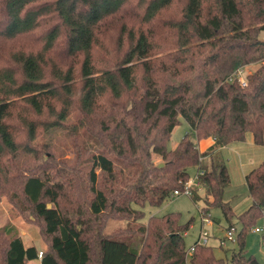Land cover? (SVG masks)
<instances>
[{
  "label": "trees",
  "instance_id": "1",
  "mask_svg": "<svg viewBox=\"0 0 264 264\" xmlns=\"http://www.w3.org/2000/svg\"><path fill=\"white\" fill-rule=\"evenodd\" d=\"M252 64L243 86L236 72ZM180 118L189 129L169 148ZM59 129L72 158L55 144ZM248 131L264 144V0H0V197L35 217L40 264H187L192 220H140L191 168L200 212L220 209L238 229L234 264H264L246 249L264 217V159L245 174V209L225 195L220 149ZM111 218L128 223L108 230ZM39 251L0 227V264ZM191 261L227 264L211 244Z\"/></svg>",
  "mask_w": 264,
  "mask_h": 264
},
{
  "label": "rangeland",
  "instance_id": "2",
  "mask_svg": "<svg viewBox=\"0 0 264 264\" xmlns=\"http://www.w3.org/2000/svg\"><path fill=\"white\" fill-rule=\"evenodd\" d=\"M256 67L257 64L244 66L243 74L247 75ZM188 129L189 125L187 121L184 118H180V123L173 129L171 133V137L168 141V147L173 148L174 146H176ZM53 134H55L54 141L57 147L60 146V148L65 149V156L72 158L73 153L70 152V150H67L65 147L66 144H69L70 137L67 134H64L60 129L56 130ZM39 140L43 141L45 139L42 136L39 138ZM205 143L207 142H203L201 144L202 148H205L207 146ZM233 145L234 146H229L226 149L221 150V154L225 159L231 178L230 184L226 189L225 195L227 199L231 200L235 212L238 213L242 211L241 209H243L244 206L249 205L246 204L251 198L247 192L248 190L245 180V172H247L251 168L249 166H243L241 154L245 150L251 151L252 149H255V147H259V154H257L259 155V157L256 161L259 162L264 159V144H256L253 139V133L251 131H248L246 133L245 140L239 141ZM241 145L244 146L242 147ZM156 161H160V159L156 158ZM195 170V168H191L190 170L192 177H194L196 173ZM200 195H203V190L201 191ZM19 203L20 201L12 202L11 199L6 195L0 197V227H4L11 224L15 225L26 245L34 244L41 250L46 246V242L41 234L40 226L36 222L35 217L28 211H25L22 206H19ZM201 205L202 202L195 201L191 195H174L171 196L168 200L164 201L160 206H147L145 208L146 215L140 220V222L146 223L147 218L150 215L160 216L172 211H178L181 213V223H186L187 221L192 220V225L187 230V245H190L194 241L196 236L199 234L201 228L206 227L210 229V231L214 235V237L210 239V244L215 247L216 255L218 257H224L226 259L227 264H234V262L232 261V254L234 249L237 248V245L235 243H230L225 248H221L218 246V237L222 235V233L225 231L226 226V221L222 215L221 210L214 208L210 214L212 218L217 217L219 222H216L214 220V223L212 225H204V223L202 224L200 213ZM127 223L128 221L111 218L108 222L107 229L112 230L113 228L119 225H124ZM135 224L136 222H133L131 225ZM263 225L264 217L259 219L255 226ZM254 227H252V229L247 235L246 249L248 251V254H252L259 262L264 263V232H256L254 231ZM30 264H40V261L38 259L35 261H30Z\"/></svg>",
  "mask_w": 264,
  "mask_h": 264
},
{
  "label": "built area",
  "instance_id": "3",
  "mask_svg": "<svg viewBox=\"0 0 264 264\" xmlns=\"http://www.w3.org/2000/svg\"><path fill=\"white\" fill-rule=\"evenodd\" d=\"M244 68H240L237 70V76L238 80L240 81L241 85L245 86L247 84L246 76L243 74ZM198 187L201 189L200 183L198 181L197 175L192 177L188 182H186L185 186L183 189H175L172 193V196L174 195H180V194H188L192 195L193 194V188ZM201 213V219H202V224L204 225H212L214 223L213 218L210 215H206L203 212ZM254 231L256 232H264V225L263 226H255ZM237 233L238 229L234 226L230 228H225V231L218 237V244L220 246L227 247L228 244L230 243H236L237 242ZM184 235L187 236L188 233L187 231L184 232ZM214 237L210 229L204 227L201 228L199 234L197 235V238L190 244V246L187 249V258H186V263L187 264H193L191 261L192 255L195 250V245L196 244H210V239ZM43 256V251H39L38 255V260Z\"/></svg>",
  "mask_w": 264,
  "mask_h": 264
},
{
  "label": "crops",
  "instance_id": "4",
  "mask_svg": "<svg viewBox=\"0 0 264 264\" xmlns=\"http://www.w3.org/2000/svg\"><path fill=\"white\" fill-rule=\"evenodd\" d=\"M203 142H207V143H205L207 146L205 147V148H207L211 143H212V141L210 140V139H207V140H204V141H202V142H200V144H199V146L201 147V144L203 143ZM229 146H234V145H229ZM229 146H225V147H223V148H221L220 150H224V149H226L227 147H229ZM242 147L244 146V145H241ZM202 148V147H201ZM205 148H202V149H205ZM238 149H240V148H238ZM258 150H259V147H255V149H252L251 151H244L242 154H241V156H242V162H243V166H249L250 168H252L257 162V158L259 157V155H257V154H259V152H258ZM246 173V172H245ZM248 192V191H247ZM251 198L248 200V203L246 204V205H248V204H250L251 203ZM245 207H247V206H244V208L243 209H245ZM243 209H241V210H243ZM187 233H188V231H187ZM196 238H197V236H196ZM195 238V239H196ZM216 238V237H215ZM194 239V240H195ZM218 246L219 247H221L219 244H218Z\"/></svg>",
  "mask_w": 264,
  "mask_h": 264
}]
</instances>
